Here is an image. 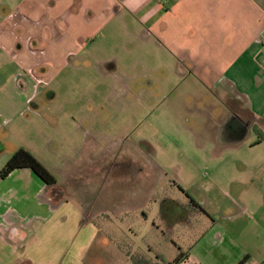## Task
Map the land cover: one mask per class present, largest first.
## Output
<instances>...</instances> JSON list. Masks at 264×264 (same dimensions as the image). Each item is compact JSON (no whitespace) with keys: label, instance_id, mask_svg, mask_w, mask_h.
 I'll use <instances>...</instances> for the list:
<instances>
[{"label":"crops","instance_id":"1","mask_svg":"<svg viewBox=\"0 0 264 264\" xmlns=\"http://www.w3.org/2000/svg\"><path fill=\"white\" fill-rule=\"evenodd\" d=\"M13 3L18 8L7 15V22L15 19L14 25L0 30V49H17L13 54L19 66L14 71L17 87L23 79L39 92L51 75H59V66L71 63L82 71L92 61L111 64L98 71L112 77V31L119 23L114 22L126 15L136 24L123 29L130 35L139 33L148 44L153 41L161 64L171 63L174 74L199 82L206 92H217L219 104L210 105L222 113L216 140L226 150L238 151L212 155L213 160L239 161L231 180L236 187L232 201L249 222L264 228V154L255 153L264 149V0ZM7 36L13 37L10 46L5 44ZM106 50L107 60H99ZM39 52L44 55L38 59ZM37 107L34 113L41 119L43 107ZM44 121V126L50 125ZM97 127L69 122L68 129L89 141L72 150L67 146L54 150L47 135L42 149H28L56 177L59 199L30 169L0 180V264H168L181 252L188 253L182 264H240L245 259L244 264H264L261 230L245 235L241 221L209 223L195 243L186 247L176 243L177 252L167 261L162 251L155 261L140 254L142 247L148 254L152 248L137 242L149 237L164 241L166 236L174 242L177 226L183 224L187 230L194 225L186 204L156 189L154 182L163 173L159 164L152 169L142 157L121 156L119 160L126 158L121 165L114 159L112 169L108 163L101 167L102 152L88 149L98 141ZM108 147L103 152L110 158ZM134 252L139 253L136 258Z\"/></svg>","mask_w":264,"mask_h":264},{"label":"rangeland","instance_id":"2","mask_svg":"<svg viewBox=\"0 0 264 264\" xmlns=\"http://www.w3.org/2000/svg\"><path fill=\"white\" fill-rule=\"evenodd\" d=\"M13 4V0H3L0 5V15L4 17L0 19V30L14 25L15 19L7 22V15L18 8ZM116 22L119 23L112 31L115 69L112 68L110 78L101 76L98 68L109 69L111 64L99 66L92 61L84 65L82 71L77 68L80 65L71 63L59 66V75H51V80L42 84L39 92H34L28 88L26 80L21 79L16 86L14 71L19 66L13 54L16 55L17 49L6 52L0 49V165L5 166L19 148L39 151L47 143L45 135L53 139L54 150L62 146L72 150L80 143L87 145L89 141L68 129L67 124L72 121L85 125L96 123L98 141L88 149L93 147L95 152H102L101 167L108 163V168L112 169L114 159H118L114 162L116 165H121L126 159L119 160L121 156L142 157L146 159L143 163L152 169H157L159 164L163 173L154 182L156 189L161 190L164 197L170 196L186 204L187 217L194 225L187 230L183 224L177 226L174 242L169 236L164 241L149 237L148 241L137 242L139 247L149 243L152 248L148 254L142 247L140 254L155 261L162 251L167 261L177 252L176 243L184 247L195 243L193 241L205 233L207 225L215 221L223 225L241 221L245 235L257 229L264 237V228L254 226V220L249 222L232 201L236 187L231 180L235 179L232 177L239 161H220V157L213 160L212 155L238 151L226 150V146L216 140L222 124L218 116L222 113L218 107L214 109L210 105L219 104L218 93L206 92L199 82L174 74L171 63L161 64L153 41L148 44L139 33L133 31L130 35L123 29L125 25L136 24L133 18L125 15ZM12 39L7 36L5 44L12 45ZM107 51L98 56L99 60H107ZM43 55L39 52L37 58ZM33 94L37 97L29 101ZM37 106L43 107L41 119L34 113ZM44 119L50 125L44 126ZM106 146L112 152L110 158L103 152ZM257 152L262 155L264 149ZM136 166L133 164L134 169ZM215 173L220 177H215ZM191 199L202 208L195 207ZM138 254L134 252V258Z\"/></svg>","mask_w":264,"mask_h":264},{"label":"trees","instance_id":"3","mask_svg":"<svg viewBox=\"0 0 264 264\" xmlns=\"http://www.w3.org/2000/svg\"><path fill=\"white\" fill-rule=\"evenodd\" d=\"M20 169H30L37 177H39L50 189L51 194L56 199L60 197V191L56 188V177L54 174L40 162L31 152L21 148L17 150L9 159L6 165L0 171V180L7 178L12 172ZM192 204L198 209L202 208L198 203L191 199ZM203 211V209H201ZM188 257V253L181 252L177 258L168 264H182ZM240 264H244L245 261Z\"/></svg>","mask_w":264,"mask_h":264},{"label":"flooded vegetation","instance_id":"4","mask_svg":"<svg viewBox=\"0 0 264 264\" xmlns=\"http://www.w3.org/2000/svg\"><path fill=\"white\" fill-rule=\"evenodd\" d=\"M182 217H183V215H182Z\"/></svg>","mask_w":264,"mask_h":264}]
</instances>
